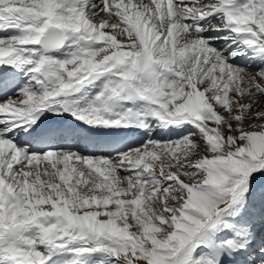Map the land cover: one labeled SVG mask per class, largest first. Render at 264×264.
I'll use <instances>...</instances> for the list:
<instances>
[{"label": "snow or ice", "instance_id": "6c2138e0", "mask_svg": "<svg viewBox=\"0 0 264 264\" xmlns=\"http://www.w3.org/2000/svg\"><path fill=\"white\" fill-rule=\"evenodd\" d=\"M0 264H264V0H0Z\"/></svg>", "mask_w": 264, "mask_h": 264}]
</instances>
